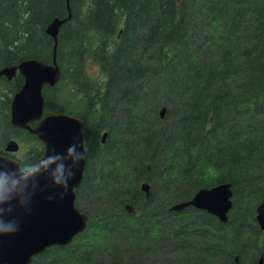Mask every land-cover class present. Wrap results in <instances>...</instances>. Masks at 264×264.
Returning a JSON list of instances; mask_svg holds the SVG:
<instances>
[{
	"label": "trees",
	"instance_id": "1",
	"mask_svg": "<svg viewBox=\"0 0 264 264\" xmlns=\"http://www.w3.org/2000/svg\"><path fill=\"white\" fill-rule=\"evenodd\" d=\"M68 17L55 47L46 30ZM54 53L62 75L44 91L45 115L84 123L76 208L89 221L32 264L264 259V0H0V69L51 63ZM22 85L19 75L0 79V156L18 140L20 166L45 153L11 124ZM223 184L233 191L226 224L193 208L171 212Z\"/></svg>",
	"mask_w": 264,
	"mask_h": 264
},
{
	"label": "water",
	"instance_id": "2",
	"mask_svg": "<svg viewBox=\"0 0 264 264\" xmlns=\"http://www.w3.org/2000/svg\"><path fill=\"white\" fill-rule=\"evenodd\" d=\"M69 20L70 17L64 20L55 19L47 28L46 34L53 39L55 47L60 28ZM18 73L24 78V85L12 99V126L29 132L43 144L45 153L42 158L55 154L63 155L73 145L77 153L84 154V158L75 165H72L71 161L65 163V167L71 166L73 171L67 190L54 187L44 175L36 181L29 202L27 192L20 195V199L27 202L26 207H18L14 202L13 211L8 218L17 221V228L11 234L0 235V264H32L33 260L46 250L70 245L86 231L89 221V217L75 206L76 191L82 183L88 161L83 133L84 123L69 114L45 115L44 89L55 88L60 83L62 75L56 53L52 64L37 60L24 61L18 66L3 68L0 71V78L10 82ZM165 114L166 108H163L162 119ZM107 137L106 132L102 136V144H105ZM19 151L20 144L16 140L7 143L5 154L16 155ZM13 161L15 163H12ZM0 165L15 168L20 163L15 158L0 156ZM142 191L148 196L150 185L148 183L142 185ZM232 198L230 184L218 185L199 191L190 202L174 206L171 212L180 213L193 208L207 212L222 224H226L233 207ZM256 219L261 231L264 232V197L257 208ZM257 264H264V259Z\"/></svg>",
	"mask_w": 264,
	"mask_h": 264
},
{
	"label": "clouds",
	"instance_id": "3",
	"mask_svg": "<svg viewBox=\"0 0 264 264\" xmlns=\"http://www.w3.org/2000/svg\"><path fill=\"white\" fill-rule=\"evenodd\" d=\"M83 158L84 154L77 153L73 145L63 155L55 154L30 160L23 166L9 168L7 165H0V235L16 231L17 221L8 218L13 211V204L15 202L18 207H26L39 177L46 175L54 187L67 190L73 171L71 166L66 168L65 163L71 161V164L75 165ZM24 192L28 193L27 202L20 199V195Z\"/></svg>",
	"mask_w": 264,
	"mask_h": 264
},
{
	"label": "flooded vegetation",
	"instance_id": "4",
	"mask_svg": "<svg viewBox=\"0 0 264 264\" xmlns=\"http://www.w3.org/2000/svg\"><path fill=\"white\" fill-rule=\"evenodd\" d=\"M29 60H35V59H29ZM25 61H28V60H25ZM37 61H39V60H37ZM23 62H24V61H23ZM21 63H22V62H21ZM47 64H52V62H51V63H47ZM18 65H19V64H18ZM18 65H16V66H18ZM5 67H8V66H5ZM5 67H3V68H5ZM10 67H12V66H10ZM3 68H1L0 71H1ZM18 75H19L20 77H22V76L18 73V74H17V75H16V76H15L10 82H12L14 79H16V78L18 77ZM22 78H23V77H22ZM0 79H4L5 81H7L5 78H0ZM7 82H9V81H7ZM23 85H24V79H23ZM23 85H22V87H23ZM22 87H21V88H22ZM21 88H20V89H21ZM46 88H50V87H46ZM46 88H45V89H46ZM20 89H19V91H20ZM45 89H44V91H45ZM51 89H53V88H51ZM19 91H18V92H19ZM18 92H17V93H18ZM43 96H44V92H43ZM13 97H14V96H13ZM12 99H13V98H12ZM44 99H45V98H44ZM11 103H12V102H11ZM45 105H46V103H45ZM85 146H86V145H85ZM86 150H87V148H86ZM75 206H76V204H75ZM79 211H80V210H79ZM80 212H81V211H80ZM81 213H82V212H81ZM129 214H131V215H137L136 212H135V213H132V212H131V213H129ZM218 221H219V220H218Z\"/></svg>",
	"mask_w": 264,
	"mask_h": 264
},
{
	"label": "rangeland",
	"instance_id": "5",
	"mask_svg": "<svg viewBox=\"0 0 264 264\" xmlns=\"http://www.w3.org/2000/svg\"><path fill=\"white\" fill-rule=\"evenodd\" d=\"M93 73H95V74H99V69L98 68H96L95 67V69H94V71H92V69H89V74L92 76L93 75ZM172 226H170V228H171Z\"/></svg>",
	"mask_w": 264,
	"mask_h": 264
}]
</instances>
